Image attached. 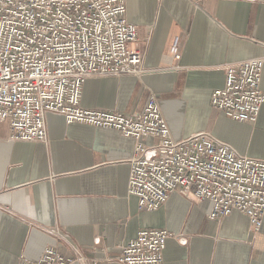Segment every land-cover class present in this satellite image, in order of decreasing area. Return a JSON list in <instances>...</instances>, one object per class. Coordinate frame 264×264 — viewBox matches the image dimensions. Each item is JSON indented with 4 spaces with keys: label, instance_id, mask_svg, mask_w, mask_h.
Masks as SVG:
<instances>
[{
    "label": "crops",
    "instance_id": "1",
    "mask_svg": "<svg viewBox=\"0 0 264 264\" xmlns=\"http://www.w3.org/2000/svg\"><path fill=\"white\" fill-rule=\"evenodd\" d=\"M127 18L139 29L142 75L87 79L81 106L133 115L156 94L174 138L208 131L264 159V105L240 122L211 104L227 65L264 59V0H127ZM46 124L45 142L10 140L0 125V264L50 246L84 258L73 264H121L122 246L146 228L172 232L161 264H264V219L259 230L239 210L212 220L210 200L180 192L142 210L128 189L132 138L54 112Z\"/></svg>",
    "mask_w": 264,
    "mask_h": 264
},
{
    "label": "built area",
    "instance_id": "2",
    "mask_svg": "<svg viewBox=\"0 0 264 264\" xmlns=\"http://www.w3.org/2000/svg\"><path fill=\"white\" fill-rule=\"evenodd\" d=\"M138 40L127 0H0V125L8 123L10 140L29 142L47 141L48 112L69 124L117 130L135 142L128 189L140 209L157 210L180 192L210 200L212 220L239 210L259 230L264 159L241 154L208 131L174 138L156 94L133 115L81 106L87 79L142 75L144 54L133 45ZM263 68L259 57L227 65L225 85L213 90L211 104L229 118L255 122L264 105ZM171 236L164 228L141 229L117 261L161 264ZM76 261L84 258L50 246L39 258L24 256L18 264Z\"/></svg>",
    "mask_w": 264,
    "mask_h": 264
}]
</instances>
